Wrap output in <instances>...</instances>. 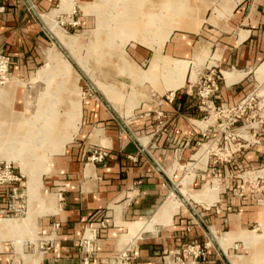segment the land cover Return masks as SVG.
<instances>
[{"label": "crops", "instance_id": "0c3cea01", "mask_svg": "<svg viewBox=\"0 0 264 264\" xmlns=\"http://www.w3.org/2000/svg\"><path fill=\"white\" fill-rule=\"evenodd\" d=\"M33 1L35 9L27 0H0V52L10 57V78L28 80L47 58V29L39 14L49 13L56 0ZM188 5L195 28L174 29L159 52L126 43L130 58L145 68L157 53L161 58L146 71L151 75L157 69L163 73L170 59L160 54L188 61L189 70L217 71L221 79L212 96L214 105L234 106L255 87H264V0H190ZM79 58L91 71H99V51ZM60 59L69 65L67 74L49 62L42 74L56 70L64 80L72 78L71 64ZM122 61L123 67L116 69L131 70L124 55ZM176 64L183 68L181 61ZM85 76L99 89L98 75L97 82ZM156 78L152 75L151 80ZM14 83L21 84L12 80L9 85ZM163 83L171 91L154 90L158 97L145 88L131 99L128 110L129 98L121 102L112 81L105 84L116 99L99 89L104 99L68 90L42 101L44 107L51 105L58 120L51 143L63 145L53 146L46 169L32 186L27 178L25 184L16 183L15 199L11 186H0V264H85L81 242L89 233L93 250L86 264H264V184L246 190L239 173L244 168L251 182L264 183V110L248 131L242 123L236 127L244 148L232 161L221 159L211 148L222 134V121L201 106L194 81L186 79L181 85V80L173 89ZM20 84L0 93L1 127L11 111L26 116ZM98 152L102 159L94 158ZM31 166L41 167L35 161ZM184 181L188 192H182ZM24 194L27 208L28 196L36 195L47 206L35 217L37 244L28 253L23 251L18 211ZM170 197L178 204L172 220H153ZM11 204L15 210L10 211ZM141 219L153 220V227L130 232L128 225ZM20 244L24 247L18 254L15 246Z\"/></svg>", "mask_w": 264, "mask_h": 264}, {"label": "rangeland", "instance_id": "374dc122", "mask_svg": "<svg viewBox=\"0 0 264 264\" xmlns=\"http://www.w3.org/2000/svg\"><path fill=\"white\" fill-rule=\"evenodd\" d=\"M181 1H185L186 4L190 3V0ZM130 2H133V0H74V2L73 0H62L61 6L58 7L57 4L59 3V0H56L55 4L52 6L53 9L49 13L39 14L42 18L43 23L47 20H52L55 26L58 29H61L60 31L65 36H71L69 38L75 40V46L77 47V55L79 57H93L95 52L99 51V71L95 69L91 72L93 73V75H98L99 78L105 83H111V81L114 82V88L118 90L117 93L119 94L118 98L120 99V101L122 102V100L129 98L126 103L127 110L131 107V99L138 95L144 94L145 92L143 90L145 88L149 87L153 89V91L151 92L152 95H158V93L154 92V90L164 92L168 89L164 87L163 78L161 75L162 73L160 69H157L152 72L153 78L154 76L157 77L154 80H151L152 75L150 74V72H146L149 69L150 64L154 65L156 59L161 57H159L157 53L155 56L153 54L154 58H151L148 65L145 68L141 67L130 58L126 50V43L129 47L133 42H136L141 45L152 48L153 53L155 52V50L159 52L162 43L169 37V35L174 29H193L196 25L195 21L191 17V11L185 13V16L182 17L183 19L176 25V22H171V24L168 22H160V17L158 16V11L160 10V8L157 6L154 7V5H152V3H157L160 1L136 0V2H139V5L137 6H134V4H132V6L129 5L131 4ZM157 8L159 9L156 10ZM189 9L190 6L188 5L187 10ZM130 12L136 13L137 16L140 17L139 20L134 21V17H130V22H120L121 15H123V13L128 14ZM80 17L87 18L88 22L84 23V21H77V19ZM68 20L71 22L70 24H68ZM73 20H76L75 24H73ZM124 28L126 31L120 30ZM47 35L49 42V44L47 45V47L49 48L48 50L55 49L60 53V57L65 58L69 61L71 67L73 68L71 73L72 78L64 80L58 71L52 70L49 74L43 75L45 73L43 69H46L48 67V59L46 58V60H44L43 64L41 65L42 67L38 68L28 80L24 79V81L16 77H9L4 82V84H0V93L5 89V87H7L9 82H11L12 80H19L22 84L21 94L22 96L24 95L25 111L22 109L23 113L26 116H31L33 119H37L38 116L42 114L40 110V108H42L43 106L42 101L48 95L54 96L53 93H57V96L59 94H61L60 96H62L66 91L71 90V93L76 96H83L85 92L86 96H89L88 94L99 95V98L104 99L103 94L100 93L99 89H96L94 86H91L90 82L87 81L88 79L86 78V76L82 75L80 69L68 56L66 51L67 49L63 46L66 49L65 50L60 46V43L56 41V39L50 34V32H48V29ZM79 38L81 40L80 43ZM122 53L130 61V63H132L131 65L133 67L131 66V70L116 69L119 66L123 67L122 64H125L122 61ZM160 55L170 58L166 62V64H169L170 67L177 66L176 61H181V63L183 64V68L180 66L181 71L178 74V76L180 77L178 80V85L180 84L181 80V85L184 84L186 79L192 82L195 80L194 83L196 84L197 88L198 82L200 80H203L204 76L210 73V71L197 72V70L193 68L189 70L188 61L172 58L163 54ZM151 61L153 64L151 63ZM144 72L147 73L144 74L145 76L139 75ZM212 72L215 75L219 76V79H217L219 82L221 79L220 74L217 71ZM73 76H75L76 78ZM77 77L79 78L78 80ZM62 80H64V82H62ZM65 82H67V84H65ZM146 82L148 83V85H144ZM79 86L81 87V90ZM263 88L264 87L262 86L255 87L252 92L244 99L246 100V108L243 112V115H241L237 122L229 125V127H227L226 129L225 133L227 135H230L227 138H224L223 136L225 135V133L222 131V134L217 137L218 139L213 141L211 152H214L216 157H220L221 159L231 157L232 161L234 154L239 152V144L237 143H242L243 141L241 139L239 140L238 136H236L235 138L231 137H233V134H241L240 130L236 129V127L238 125L240 126L241 123L242 126H246L244 128V131H248V128L254 126V124L252 125V123L260 119L259 115H261L264 110V94L262 92ZM114 96L116 98V95ZM158 97H160V95H158ZM61 107L59 112H63V108ZM38 121H41V119L37 120V123ZM74 126L76 125L73 123V128ZM221 126H223L222 122ZM43 130L44 129L36 128L34 129L35 133L31 134L27 140L24 139V141H20V143H18V146H16V144V147L13 146L12 148L0 151V161H7L11 163L14 173L21 176L20 182H23V184H25L27 178V184L32 186L36 179L39 178L40 174L46 169V163L50 158V153L52 152L51 149H53V146L59 147L63 145L59 144V142H56V144L51 143V141H54L56 139V135L46 134ZM55 130L56 128L53 130V134L55 133ZM63 138H61L62 140L60 139V142H64ZM242 148L244 147H240V149ZM1 153H3L4 156L6 155V158L2 156ZM19 156L23 157L28 163L27 168H24L22 166V161H20ZM34 161L36 163H40L41 167H32L31 162ZM35 170H40L41 172L38 171V173H35ZM239 173H243V182L241 185L242 188L246 190L260 188L264 184L261 182H251L250 176L248 175L251 173L246 172V169L244 168ZM198 185L199 183H197V186H195V188L198 187ZM45 190L46 189H43V191ZM186 191L188 192V189ZM27 195L24 194V196L22 197V201H20L18 207L19 213H22H20L22 218H19V220H21L20 222L24 230L22 237H17L19 238V240L21 237V239L25 240L26 243L25 247L23 246V244L15 246V251L18 254L22 252V247H24L23 251L25 253L34 250L35 244H37V241L34 240L36 237L35 217L37 216V214L39 215V213H44V210H46L45 207H47L45 204L46 201L44 202L43 197H39V195H36L33 199L29 198L28 196L27 208Z\"/></svg>", "mask_w": 264, "mask_h": 264}, {"label": "bare ground", "instance_id": "6f19581e", "mask_svg": "<svg viewBox=\"0 0 264 264\" xmlns=\"http://www.w3.org/2000/svg\"><path fill=\"white\" fill-rule=\"evenodd\" d=\"M158 1H160V2L152 3V5H154V7L157 6L160 8V10L158 11V16L160 17V22H163V23L168 22L170 24H171V22L172 23L176 22L175 24L177 25L178 22H180L182 20V16H185L184 14L186 13L187 6H188V4L185 3V1L184 2L181 0H158ZM130 3L131 4H129V5H131V6H132V4H134V6L139 5V2H136V0H133V2H130ZM185 5H187V6H185ZM33 8L35 9V6H33ZM159 8H157L156 10H158ZM134 12H130L128 14L123 13V15H121L120 22H123V23L124 22H130L131 21L130 17H134V21L139 20L140 17L137 16V14ZM161 12H162V15H161ZM135 17H137V18H135ZM44 23L46 25V28L48 29V32H50V34L56 39V41H58L62 46H64L67 49L69 54L75 59V61L77 62L79 67L84 71V73L87 74L88 77L95 80V82H97L98 77L96 75H93L91 70L85 65L84 61H82L79 57L75 56L76 55L75 50H74V47L76 44L75 40H72L71 38L65 36L60 31L61 29H58L55 26V24H54V22H52V20H47ZM120 30L121 31L125 30V28L120 29ZM156 58H157V56H156ZM47 59H48L49 65L54 66L55 69H58L59 71L61 70L62 72L66 73V74H67V72H69V65L64 63L60 59L59 54L56 51L54 52L52 50H48ZM70 59L73 61V59L71 57H70ZM77 64H76V66H77ZM180 71L181 70H180V67L178 65L174 66V67H170L169 64L165 63L164 70L162 73V77L166 83L167 88L173 89L178 85V82H179L178 80L180 78L178 76V74L180 73ZM174 78H175V80H174ZM9 84H10V82H9ZM9 84L7 85L8 88H10L12 86H14V88H18L20 83H14V84H12V86ZM99 89L111 100L115 98V96H114L115 94L111 91V88L110 87L108 88L106 86V84L104 83V81L101 80L100 78H99ZM3 92L5 93V90L1 91V93H3ZM115 105H116V108H118V105L116 103H115ZM40 110H41L42 114H40L37 119L35 117H34L35 119H33L32 117L24 116V115L20 114L19 112L17 113V112L11 111L9 113V115L5 119L6 124L3 125L2 127L0 126L2 128V129L0 128V151L12 148L16 144H17L16 146H18V143H20V141H24V139L27 140L31 134H34L35 133L34 129H36V128L37 129L38 128L44 129L43 130L44 133L49 134V135L50 134L54 135L53 130L56 128V126L58 124V120L56 117H54L55 113L53 112V110H51V105H46L45 107L42 106V108H40ZM49 111H50V113H49ZM39 119H41V121H38V123H37V120H39ZM203 148H204V151L207 153L208 152V146L206 144H204ZM19 158H20V161H22V166L24 168H27L28 163L25 161V159L21 156H19ZM186 184H187V182L184 181L182 192H185L187 190ZM184 200H185V198H184ZM177 207H178V204H177L176 199H174V197H170L158 209L153 220H158V221L163 222V223L170 222L172 220L173 214H175L177 212ZM153 220L147 221V220L141 219V220H138L136 222H133L130 225H128L129 231L132 233H135V232L140 231V229H142V228L151 229L153 227V223H154ZM87 236L92 237L93 234L89 233Z\"/></svg>", "mask_w": 264, "mask_h": 264}, {"label": "built area", "instance_id": "2783aa9c", "mask_svg": "<svg viewBox=\"0 0 264 264\" xmlns=\"http://www.w3.org/2000/svg\"><path fill=\"white\" fill-rule=\"evenodd\" d=\"M27 1L31 7L34 6L33 0H27ZM69 23L71 22L69 21ZM9 67H10V57L5 53L0 52V84H4V82L10 77ZM217 79H219V76L215 75L213 72H210L209 74L204 76L203 80H200L198 82L196 92H197V95L199 96L201 106L212 111L213 115L217 114V116L220 117L223 123V126H221V129L225 133L227 127L237 122L238 119L241 117V115H243V112L245 111V108H246V104H245L246 100H243L242 102L234 106L214 105L212 101V96L218 87ZM229 135L230 134L227 135L225 133L223 137L227 138ZM232 136L233 137L231 138H235L236 136H238L239 138V134H233ZM237 144H239L238 149L241 146H243V144H240V143H237ZM103 156L104 154L102 152H98L96 156H94V158L102 159ZM228 159L229 158H225V160H228ZM214 172L217 173L216 175H218V172L216 170ZM20 180H21V176L14 173V170L10 162L0 161V186H11V188L13 189L11 196L14 199L16 198V195H17L16 183L20 182ZM15 209H16L15 205L11 204L10 211L15 210ZM92 241H93V236L92 237L86 236L82 239V242H81L82 251L85 253V257L83 260L85 264L87 263L88 255L93 250ZM197 253L201 254V249H199ZM122 256L125 257V259L128 258L125 253ZM121 261L123 262L124 260L121 259Z\"/></svg>", "mask_w": 264, "mask_h": 264}]
</instances>
